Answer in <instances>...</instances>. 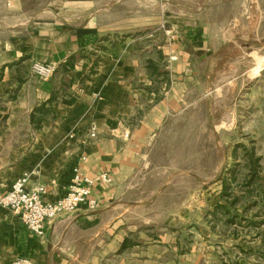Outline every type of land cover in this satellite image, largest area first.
I'll list each match as a JSON object with an SVG mask.
<instances>
[{"label": "crops", "instance_id": "0c3cea01", "mask_svg": "<svg viewBox=\"0 0 264 264\" xmlns=\"http://www.w3.org/2000/svg\"><path fill=\"white\" fill-rule=\"evenodd\" d=\"M156 1L0 0V193L24 173L30 174L27 187L45 185L47 201L66 193L75 167L113 177L110 185L92 186L96 208L85 203L61 214L41 239L15 213L0 209V264L18 257L33 264H102L122 246L119 189L134 177L153 131L180 109L175 80L185 66L176 63V79L156 94L141 63L147 52L167 50ZM184 37L185 44L171 47L181 60L207 47L201 28ZM34 60L55 64L52 77L34 75ZM41 104L47 112L36 114L41 125L35 128L31 114ZM136 256L115 262L157 264Z\"/></svg>", "mask_w": 264, "mask_h": 264}, {"label": "rangeland", "instance_id": "374dc122", "mask_svg": "<svg viewBox=\"0 0 264 264\" xmlns=\"http://www.w3.org/2000/svg\"><path fill=\"white\" fill-rule=\"evenodd\" d=\"M156 3L167 50L148 44L141 63L156 94L176 79V63L185 66L175 80L180 109L153 131L119 189L127 250L102 264L136 254L157 264H264V0ZM200 28L206 49L177 58L172 48Z\"/></svg>", "mask_w": 264, "mask_h": 264}, {"label": "built area", "instance_id": "2783aa9c", "mask_svg": "<svg viewBox=\"0 0 264 264\" xmlns=\"http://www.w3.org/2000/svg\"><path fill=\"white\" fill-rule=\"evenodd\" d=\"M164 31L169 38H175L173 29ZM171 59H176V57L172 56ZM30 69L39 79L47 80L54 74L56 65L34 60ZM95 137L96 128L92 126L88 138L92 140ZM123 137H129L127 129L123 132ZM29 178L30 174L24 173L12 181L6 192L0 193V209L15 213L27 231L39 239L44 237L47 226L61 214L73 212L85 203L91 209L96 208L98 203L90 196L93 185L113 183V177L108 171L85 175L79 167H75L66 193L55 201H47L43 197L46 193L45 185L37 184L27 187ZM12 264L33 263L26 257H18Z\"/></svg>", "mask_w": 264, "mask_h": 264}, {"label": "trees", "instance_id": "16d2710c", "mask_svg": "<svg viewBox=\"0 0 264 264\" xmlns=\"http://www.w3.org/2000/svg\"><path fill=\"white\" fill-rule=\"evenodd\" d=\"M47 112V108L45 107V104H41L38 107H35L33 109V112L31 114V123L34 125L35 128H39L41 125V118H36V114L40 115H44ZM227 185H225L224 183V187H223V192H222V196H225L227 194ZM127 247V239L125 238L122 242V246L120 247L118 252L123 251V249H125Z\"/></svg>", "mask_w": 264, "mask_h": 264}]
</instances>
